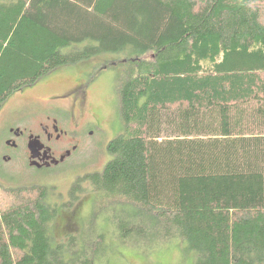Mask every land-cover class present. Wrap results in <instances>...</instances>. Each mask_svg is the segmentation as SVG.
<instances>
[{"label": "trees", "instance_id": "trees-1", "mask_svg": "<svg viewBox=\"0 0 264 264\" xmlns=\"http://www.w3.org/2000/svg\"><path fill=\"white\" fill-rule=\"evenodd\" d=\"M263 13L264 0H0V106L113 55L123 132L82 180L117 238L264 264ZM0 194V264H98L102 233L52 241L44 186Z\"/></svg>", "mask_w": 264, "mask_h": 264}, {"label": "rangeland", "instance_id": "rangeland-1", "mask_svg": "<svg viewBox=\"0 0 264 264\" xmlns=\"http://www.w3.org/2000/svg\"><path fill=\"white\" fill-rule=\"evenodd\" d=\"M261 19L264 22V13ZM114 60L113 55H99L59 68L39 80L40 87L30 95L35 98L40 96L47 100V95H60L74 86L83 89L84 109L76 111V117L88 124L84 126L81 143L62 167L41 173L26 166L25 147L11 153L9 162L3 161L4 143L0 136V185L8 188L44 186L48 191L46 202L58 207L49 224L52 241L61 242L68 233L77 235L81 241L102 233V243L94 246L99 253L98 264H194L193 258L175 241L154 240L145 245L140 240L118 239L112 214L103 207L100 210L89 184L82 180L86 174L103 169L110 158L107 143L123 132L119 93L114 83L117 69L105 68ZM51 83L58 85L48 88ZM89 130H93L92 135ZM3 199L0 194V200ZM89 223L93 234L86 229L83 235L82 228Z\"/></svg>", "mask_w": 264, "mask_h": 264}, {"label": "flooded vegetation", "instance_id": "flooded-vegetation-1", "mask_svg": "<svg viewBox=\"0 0 264 264\" xmlns=\"http://www.w3.org/2000/svg\"><path fill=\"white\" fill-rule=\"evenodd\" d=\"M38 84L12 94L1 104L0 136L4 143L3 161L9 162L11 153L25 147L26 166L42 173L63 166L80 145L84 126L88 123L76 117V111L84 109L82 88L74 86L60 95H47L45 100L40 96H30L40 87ZM56 85L51 83L47 86L52 88ZM88 133L92 135L93 130ZM31 136L38 138L42 146L33 159H30L28 150Z\"/></svg>", "mask_w": 264, "mask_h": 264}, {"label": "water", "instance_id": "water-1", "mask_svg": "<svg viewBox=\"0 0 264 264\" xmlns=\"http://www.w3.org/2000/svg\"><path fill=\"white\" fill-rule=\"evenodd\" d=\"M7 144H9L7 142ZM41 144L38 140V138H33L32 136L29 137V142H28V150L31 153L30 155V159L35 158V152L41 149ZM31 165H34V163H32Z\"/></svg>", "mask_w": 264, "mask_h": 264}]
</instances>
